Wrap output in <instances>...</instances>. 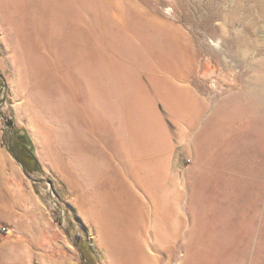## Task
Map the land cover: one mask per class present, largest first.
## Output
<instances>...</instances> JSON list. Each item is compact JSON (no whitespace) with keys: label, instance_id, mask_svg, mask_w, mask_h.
<instances>
[{"label":"rangeland","instance_id":"rangeland-1","mask_svg":"<svg viewBox=\"0 0 264 264\" xmlns=\"http://www.w3.org/2000/svg\"><path fill=\"white\" fill-rule=\"evenodd\" d=\"M17 2L24 5L19 34L36 58L37 75L29 77L0 18V84L4 83L0 88V264H110L99 228L79 205L81 200L89 204L86 191L68 186L59 149L61 126L33 103V88L48 94L51 88L91 80L81 77L90 62L79 60L88 50L91 34L92 47L115 60L109 71L91 61L92 80H109L106 97L124 95L129 110L136 103L154 127L161 126L168 137L170 174L184 181L193 166L190 140L195 134L183 135L186 124L159 89L174 87L170 97L175 100L195 97L207 102L210 107L203 123L218 103L256 88L257 63L264 60V48L257 44H264V0ZM74 9L80 12L79 19ZM152 21L170 24V34H182L189 48L151 33L157 51L168 61L158 65L157 54L146 48L140 61L113 53L109 37L153 28ZM180 55L186 58L181 67L175 62ZM117 80L124 81L123 94L114 93ZM101 153L99 162L112 169L108 148ZM181 255L178 243L158 264H178Z\"/></svg>","mask_w":264,"mask_h":264},{"label":"bare ground","instance_id":"bare-ground-1","mask_svg":"<svg viewBox=\"0 0 264 264\" xmlns=\"http://www.w3.org/2000/svg\"><path fill=\"white\" fill-rule=\"evenodd\" d=\"M23 6L17 0H0V18L26 72L34 77L36 58L19 34ZM73 13L76 19L81 16L75 9ZM151 23L153 28L109 37L113 53L140 61L146 48L162 64L168 58L157 51L155 33L189 48L182 34H170V24ZM87 36L88 50L79 60L98 62L109 71L115 60L92 47L94 36ZM185 61L181 55L175 60L180 67ZM90 63L81 77L91 80L51 88L48 94L35 86L33 103L61 126L59 149L68 186L86 191L89 204L81 200L79 205L99 228L109 263L158 264L181 243L178 264H264V60L257 63L256 88L218 103L203 123L207 102L175 100L170 97L174 87L159 89L186 124L183 135L195 134L190 140L193 166L184 181L170 174L168 137L161 126L154 127L138 104L129 110L124 95L106 97L110 81L92 80ZM116 83L114 93L123 94L124 81ZM105 147L110 170L99 162ZM153 250L157 253L149 252Z\"/></svg>","mask_w":264,"mask_h":264},{"label":"trees","instance_id":"trees-1","mask_svg":"<svg viewBox=\"0 0 264 264\" xmlns=\"http://www.w3.org/2000/svg\"><path fill=\"white\" fill-rule=\"evenodd\" d=\"M3 85H4V83L2 82V83L0 84V88H1ZM82 254H83L84 258H86V255H87V254L84 253V252H83Z\"/></svg>","mask_w":264,"mask_h":264}]
</instances>
